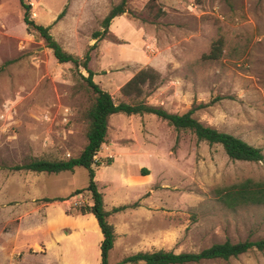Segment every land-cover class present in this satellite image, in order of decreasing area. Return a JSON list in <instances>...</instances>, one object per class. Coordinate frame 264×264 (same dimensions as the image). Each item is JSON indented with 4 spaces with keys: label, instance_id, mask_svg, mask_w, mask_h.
Wrapping results in <instances>:
<instances>
[{
    "label": "rangeland",
    "instance_id": "1",
    "mask_svg": "<svg viewBox=\"0 0 264 264\" xmlns=\"http://www.w3.org/2000/svg\"><path fill=\"white\" fill-rule=\"evenodd\" d=\"M25 1L35 23L50 26L66 52L82 58L97 45L89 64L96 74L93 80L117 104L144 103L174 114L195 109L194 117L202 124L241 138L264 154V0H130L127 12L111 22L99 41L94 33L103 32V20L122 0ZM220 40V58L210 59ZM4 65L0 264H64L54 242L74 230L46 226L37 209L48 196L85 189L87 170L79 167L73 176L65 174L67 180L11 168L33 160L79 157L87 145V114L95 95L83 78L88 75L84 70L60 64L37 33H28L19 0H0V67ZM147 68L159 74L158 86L144 87L138 98L123 96L122 87ZM95 159L113 160L102 169L105 179L142 175L139 167L152 175L144 177L147 183L129 187L120 178L111 181L126 199L136 198L150 185V210L158 206L159 212L143 216L141 226L144 230L149 221L147 234L159 250L197 253L227 240L264 239V204L229 209L221 200L227 188L245 180L264 182V161H232L221 146L198 142L191 132H177L149 114L110 117L106 143ZM55 177L62 183L46 193L45 181ZM81 195V206L87 205L88 193ZM78 207L72 204L68 213L78 216ZM69 239V264H92L96 242L85 251L78 247V236ZM135 254L116 247L109 264ZM198 264H264V252Z\"/></svg>",
    "mask_w": 264,
    "mask_h": 264
},
{
    "label": "trees",
    "instance_id": "2",
    "mask_svg": "<svg viewBox=\"0 0 264 264\" xmlns=\"http://www.w3.org/2000/svg\"><path fill=\"white\" fill-rule=\"evenodd\" d=\"M24 12V23L28 33H37L52 50L55 59L60 64H72L76 69L84 70L88 75L83 77L88 87L95 95L94 102L88 111L89 128L87 132V145L77 158L62 161L33 160L25 165H18L11 168L12 171H30L35 173L59 174L61 172H74L76 168H85L88 172L89 183L85 189L76 191L71 197L79 196L87 192L91 196V204L75 208L78 215L93 214L103 234V241L100 246L101 264H109L110 252L113 250L116 242V232L114 226L109 222L110 213L106 211L104 196L100 192L95 177L96 169L100 167H109L113 165V160L108 159L105 162L96 160L102 146L106 143L110 117L116 114L126 116H143L145 114L154 115L168 123L177 132L189 131L198 140L205 142L210 147L219 145L223 148L226 155L232 161L261 163L264 161V154L261 148L255 147L246 141L232 134L221 132L210 126L199 122L195 117V109H191L184 114H174L161 107H155L144 103L139 104H117L112 95L103 90L94 82L96 75L89 64L92 59L91 53L97 45H93L81 58L66 52L62 46L54 39L51 34L50 26H42L35 23L31 16V5L25 0H19ZM130 0H122L114 6L102 22L103 32L94 33V40L99 41L109 31L111 22L127 12V4ZM62 12L58 20L62 17ZM212 49L209 58L217 60L222 54L223 42L218 41ZM5 65L0 67V72ZM159 74L151 69H142L136 73L121 89L125 97H141L145 93L144 87L156 88L159 84ZM143 176L149 175L147 169H142ZM222 203L229 209L250 205L264 204V182H255L251 179L245 180L237 185L226 189L221 196ZM64 200L45 199L46 203ZM137 206V205H134ZM126 207H119L113 210L114 213L125 210ZM71 214V213H70ZM251 251L264 252V239L233 243L227 240L223 243H215L197 253L175 254L165 250L154 252H139L135 255L126 257L119 264H198L204 261L223 260L239 258Z\"/></svg>",
    "mask_w": 264,
    "mask_h": 264
},
{
    "label": "crops",
    "instance_id": "3",
    "mask_svg": "<svg viewBox=\"0 0 264 264\" xmlns=\"http://www.w3.org/2000/svg\"><path fill=\"white\" fill-rule=\"evenodd\" d=\"M103 168L106 167H102L100 171L98 170V168L96 169L95 180L100 192L104 196L105 209L110 213L109 222L115 228L117 237L113 250L116 247H121L125 252L130 253V255L139 252H154L157 250L159 251L157 247L153 246V240L150 234H147L146 229L149 225V221H147L146 219V221L144 222L145 227L147 226L146 228H144V230H142L141 226V218L143 216L147 217L149 213L159 212L158 206L155 207L154 211L150 210L151 199H149L147 195L150 185L146 186L144 192L138 194L136 198L126 199V195H122V191L120 190V188L114 187V184H116V182L114 183L111 181L115 179V181H117L120 178L122 184L129 187L133 186L136 183H147L148 178L152 175L149 174L147 175L148 178H144L146 176L139 175L138 173L134 174L136 176L131 177H127L121 174L115 176V179H105L101 177L102 175H104L102 170ZM141 168L142 167H139L140 174L142 170ZM76 170L77 168L74 172H61L59 174L53 175L66 178L65 174H71L70 176H73L76 173ZM66 179L69 180L68 178ZM60 183H62L61 179H58L56 177L49 179V181H45V192L47 193L50 186L59 185ZM76 191H78V189L73 190L65 196H48L49 198H44V203H46L45 199L64 201H54L52 203H46L45 205L37 209V214L40 215V212L42 211L43 216L46 220V226L48 225L53 229H58L64 226H69L71 229L73 228V234L78 236V247H80L82 250H91L92 243L96 242V259L92 264H99V262H101L100 246L104 237L95 216L93 214L73 216L68 213V209L70 208V206L77 203L82 198V195H79L67 201V199H69ZM88 198V204H91L92 201L89 194ZM119 207H126V209L121 212L114 213L113 210ZM22 225L23 221L21 223V226ZM142 231H146V234H141L140 232ZM73 234H70L69 236L65 235L54 242L56 244V247L58 248V255L62 256L63 254L65 258L64 264H69L68 259H66L65 257V253H67L68 250L67 246L65 245V241L71 243L69 238Z\"/></svg>",
    "mask_w": 264,
    "mask_h": 264
},
{
    "label": "built area",
    "instance_id": "4",
    "mask_svg": "<svg viewBox=\"0 0 264 264\" xmlns=\"http://www.w3.org/2000/svg\"><path fill=\"white\" fill-rule=\"evenodd\" d=\"M78 206L83 204L82 198L76 203Z\"/></svg>",
    "mask_w": 264,
    "mask_h": 264
}]
</instances>
